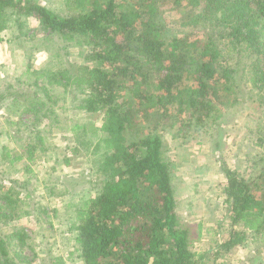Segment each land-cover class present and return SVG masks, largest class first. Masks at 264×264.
<instances>
[{
	"label": "trees",
	"instance_id": "16d2710c",
	"mask_svg": "<svg viewBox=\"0 0 264 264\" xmlns=\"http://www.w3.org/2000/svg\"><path fill=\"white\" fill-rule=\"evenodd\" d=\"M64 4L66 11L59 12L36 0H0V42H13L3 32L20 31L23 18L32 17L46 39L58 45L51 58H60L73 43L89 47L88 64L62 70L27 67L22 74L34 77L27 84L36 88L32 91L36 97L19 111L17 121H11L26 126L30 118L25 116L39 112L50 118L43 107L57 85L83 93L75 106L78 110L102 114L99 127L89 134L85 122L70 127L79 145L73 150L92 146L95 160L90 181L95 192L64 204L63 214L58 212L66 224L63 233L69 234L74 247L70 256L77 264H207L205 253L191 249L192 228L179 221L164 136L183 142L194 133L209 134L212 147L218 149L227 123L225 108L238 101L245 83L236 79L237 73L259 96L264 94V0H64ZM165 5L169 7L162 8ZM166 12H175L182 31L167 26ZM40 79L47 86L38 85ZM3 97L0 93V100ZM44 136L39 129L29 136L40 142V151ZM32 138L20 145L31 161L36 148ZM259 160L258 172L249 177L222 163L229 230L227 239L218 243L216 256L249 237L264 245V159ZM5 187L0 184V264H28L24 251L31 247L29 233L24 227L6 226L17 217L10 210L21 206L29 194L21 199L10 187L3 192ZM251 260L264 264L259 256ZM47 264L64 263L57 256Z\"/></svg>",
	"mask_w": 264,
	"mask_h": 264
},
{
	"label": "rangeland",
	"instance_id": "374dc122",
	"mask_svg": "<svg viewBox=\"0 0 264 264\" xmlns=\"http://www.w3.org/2000/svg\"><path fill=\"white\" fill-rule=\"evenodd\" d=\"M36 1L59 12L66 11L64 0ZM166 7L169 6L162 8ZM164 18L168 27H176L180 31L184 29L175 21V12H166ZM42 29L32 17L23 18L20 31L12 29L3 32L6 39L14 41L0 42V93H4L0 100V184L6 186L2 188L3 192L10 187L11 192H18L21 199L25 198V193L29 194L21 206L10 210L17 217L6 229L16 225L24 227L29 233L31 247L24 251L28 264H47L50 257L57 256L64 264H77L75 256H70L74 247L69 234L63 233L66 224L61 223L58 212L65 209L64 204L77 201L87 192H95L90 187V181L95 177V160L90 154L92 146L88 150L84 147L73 150L79 145L70 127L75 122H85L88 127L85 132L89 134V130L96 131L99 127L102 114L78 110L75 106L83 93L57 85L50 90L47 105L43 107L47 108L50 118L40 112L31 113L25 116L30 118L26 126L11 124V121H17L19 111L27 108L36 97L32 94L36 88L27 84L33 83L34 77L22 74L27 67L35 70L49 65L52 69L62 70L90 63L86 60L89 47L81 43L70 44L60 52V58H51L53 46L58 45L46 39ZM194 32L196 36L201 35L199 30ZM238 74L236 79L245 83L238 101L230 102L225 108L227 123L222 131L220 148L212 147L214 138H210L209 134L199 137L198 133H194L183 142L167 134L164 136L179 221L192 228L191 249L205 253L207 264H251L253 257L264 259V245L250 237L223 256L215 255L218 243L227 239L229 230L227 203L222 192L226 183L222 163L249 177L256 175L259 159H264V94L259 96L260 92L254 85ZM37 84L46 85L41 79L37 80ZM9 105L11 109L7 111L5 107ZM51 109L54 112L51 113ZM37 129L45 135L44 151L39 150L40 142L29 137L31 130ZM30 138L36 146L32 161L26 158L27 150L20 149L21 143L23 145ZM3 145L8 147L7 151L1 149ZM96 153L99 154V151ZM62 187L68 191L63 192ZM54 209H58L57 212ZM237 227L241 229V226ZM199 229L201 233L198 236Z\"/></svg>",
	"mask_w": 264,
	"mask_h": 264
}]
</instances>
